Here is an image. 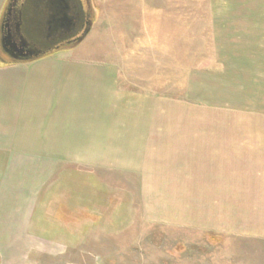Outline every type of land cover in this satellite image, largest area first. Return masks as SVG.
Instances as JSON below:
<instances>
[{"label": "rangeland", "instance_id": "1", "mask_svg": "<svg viewBox=\"0 0 264 264\" xmlns=\"http://www.w3.org/2000/svg\"><path fill=\"white\" fill-rule=\"evenodd\" d=\"M92 5L91 32L76 49L59 54L119 65L128 76L124 86L146 87L170 100V132L196 134L191 138L202 150L229 151L234 158L203 167L201 184L176 188L191 192L196 186L199 198L187 201L186 210L196 216L198 228L163 222L178 208L177 193L167 190L161 200L144 201L133 175L86 169L78 162L80 152L65 147L74 158L52 183L55 202H61L44 204L40 214L85 203L96 216L92 248L67 259L264 264V0H92ZM18 134L15 144L35 141L34 133Z\"/></svg>", "mask_w": 264, "mask_h": 264}, {"label": "crops", "instance_id": "2", "mask_svg": "<svg viewBox=\"0 0 264 264\" xmlns=\"http://www.w3.org/2000/svg\"><path fill=\"white\" fill-rule=\"evenodd\" d=\"M6 1L0 0V17ZM59 55L0 66V264H91L67 259L94 243L85 209L76 224L77 215L66 208L40 214L50 198L61 201L55 202L52 183L74 158L65 147L80 152L86 169L133 175L144 201L177 193L178 208L163 222L200 228L186 210L187 201L199 198L196 186L178 189L201 184L203 167L234 157L202 150L191 138L196 134L170 132V100L124 86L128 76L119 65ZM18 132L34 133L38 143H13ZM36 148L42 153L34 155ZM151 214L146 207L148 219Z\"/></svg>", "mask_w": 264, "mask_h": 264}, {"label": "water", "instance_id": "3", "mask_svg": "<svg viewBox=\"0 0 264 264\" xmlns=\"http://www.w3.org/2000/svg\"><path fill=\"white\" fill-rule=\"evenodd\" d=\"M27 1L8 0L4 6L0 19V63L2 66L31 63L59 54V51L74 50L85 40L93 28L96 16L92 0H78L84 27L78 35H72L68 39L66 35L74 29L76 16L79 14L70 16L71 7L66 0L49 2L45 0L44 4L37 3L36 0H32V4H28ZM27 7L29 11L26 16ZM47 9L51 10V15L48 19L44 18V24H41ZM57 36H62L59 43H56ZM68 199L70 198H62V201H68ZM48 203H52L51 198L44 204ZM88 207L89 204H83V207L72 208L70 206V209L74 212L79 211L75 214L77 216H74L77 220H80L79 214L85 209L88 220L92 224L96 223L95 211L90 209L93 215L89 214Z\"/></svg>", "mask_w": 264, "mask_h": 264}, {"label": "flooded vegetation", "instance_id": "4", "mask_svg": "<svg viewBox=\"0 0 264 264\" xmlns=\"http://www.w3.org/2000/svg\"><path fill=\"white\" fill-rule=\"evenodd\" d=\"M37 1V3L39 2V3H46L45 2V0H36ZM36 1H34V3H36ZM49 1H52V0H47V2H49ZM67 2H68V4H69V6L71 7V12L69 13L70 14V16H75V15H78V16H76V22H75V27H74V31L72 30L71 32H69V33H67V35H66V37H67V39L68 38H70L72 35H74V36H76V35H78L80 32H81V30L83 29V27H84V20H83V18H81L80 16H81V13H80V7H79V2H78V0H66ZM32 0H28L27 1V3L28 4H32ZM28 11H29V8L27 7L26 8V12H25V15L27 16V13H28ZM51 15V10L50 9H47V11H45V13H44V16H43V18H42V23L41 24H44V18L45 19H48V17ZM36 19H37V16L35 17ZM73 19V18H72ZM46 21V20H45ZM69 26V25H68ZM67 31H68V29H66ZM73 32V33H72ZM72 33V34H71ZM34 34H36L35 32H34ZM43 35H45V34H43ZM59 35V34H58ZM46 37V36H45ZM58 38H57V42L56 43H59L60 41H61V37H59V36H57Z\"/></svg>", "mask_w": 264, "mask_h": 264}, {"label": "trees", "instance_id": "5", "mask_svg": "<svg viewBox=\"0 0 264 264\" xmlns=\"http://www.w3.org/2000/svg\"><path fill=\"white\" fill-rule=\"evenodd\" d=\"M61 202V201H60Z\"/></svg>", "mask_w": 264, "mask_h": 264}]
</instances>
